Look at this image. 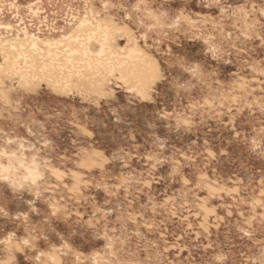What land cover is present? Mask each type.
<instances>
[{
    "label": "rangeland",
    "instance_id": "obj_1",
    "mask_svg": "<svg viewBox=\"0 0 264 264\" xmlns=\"http://www.w3.org/2000/svg\"><path fill=\"white\" fill-rule=\"evenodd\" d=\"M0 166V264H264V0H0Z\"/></svg>",
    "mask_w": 264,
    "mask_h": 264
},
{
    "label": "bare ground",
    "instance_id": "obj_2",
    "mask_svg": "<svg viewBox=\"0 0 264 264\" xmlns=\"http://www.w3.org/2000/svg\"><path fill=\"white\" fill-rule=\"evenodd\" d=\"M208 2V1H207ZM113 29V28H112ZM90 54V53H89ZM92 54V53H91ZM98 58V57H97ZM98 60V59H96ZM104 61V60H103ZM105 64V63H104ZM141 64V63H140ZM23 77V76H22ZM13 166V165H12ZM1 167V166H0ZM11 167V166H10ZM31 173V172H30ZM58 174V173H57ZM59 175V174H58ZM59 177V176H58ZM60 179V178H59ZM61 180V179H60Z\"/></svg>",
    "mask_w": 264,
    "mask_h": 264
}]
</instances>
